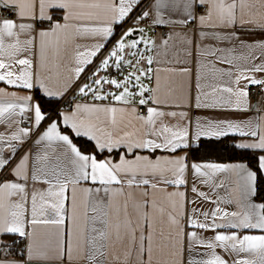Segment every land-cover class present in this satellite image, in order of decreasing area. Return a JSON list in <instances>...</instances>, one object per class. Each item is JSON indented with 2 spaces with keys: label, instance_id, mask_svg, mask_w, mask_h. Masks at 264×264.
Here are the masks:
<instances>
[{
  "label": "snow or ice",
  "instance_id": "obj_1",
  "mask_svg": "<svg viewBox=\"0 0 264 264\" xmlns=\"http://www.w3.org/2000/svg\"><path fill=\"white\" fill-rule=\"evenodd\" d=\"M261 8L0 0V264H113L121 254V264H264V114L251 101L264 96V39H242L264 36ZM142 24L185 31L157 44ZM177 38L184 47L173 50ZM193 62L191 106L241 118L166 110L179 105L160 97V74L191 77ZM128 112L141 128L120 129ZM228 137V162L195 159Z\"/></svg>",
  "mask_w": 264,
  "mask_h": 264
},
{
  "label": "crops",
  "instance_id": "obj_2",
  "mask_svg": "<svg viewBox=\"0 0 264 264\" xmlns=\"http://www.w3.org/2000/svg\"><path fill=\"white\" fill-rule=\"evenodd\" d=\"M257 3H264V0H257ZM261 12H264V8L260 9ZM245 19L248 18V16L246 15L244 17ZM191 27V26H190ZM146 32L149 36H151L157 44H160L161 40L163 38H165L170 32L172 31H176V32H182L185 31V29H181V28H176V29H170L168 27H166V31L165 33H161L159 30H151L150 28H145ZM242 39H246L249 41L252 40H256V39H264V36H261L260 34H257L255 36L252 35H245L242 36ZM170 45H174V49L175 48H182L184 47V45L180 42V40L177 38L174 41H170ZM171 60L172 59V55L171 52L169 53V56L166 58ZM164 67H167L168 65H162ZM190 66L193 67V75L191 77L187 76V75H179V74H172L169 72H162L160 74L161 76V80H160V91H159V95L162 99H165L169 102V104L171 105H179L178 107L173 106V107H169L166 110L167 111H176V112H186L187 113V119L188 120H192L194 121L195 118L200 117H214V118H241L242 115L241 113H235V112H226V111H211V110H205V109H196L195 107L191 106V103L193 101V98L195 96L196 90H195V63L193 62ZM71 65L70 62L67 58H65V60L63 61V65L61 66V68L59 69V72L61 74V77H66L69 73V69H70ZM153 86L154 85H150ZM0 87H4L3 84H0ZM12 89H9V91H11ZM21 95H24L26 93L21 92ZM73 95H75V93H73ZM77 102H83V103H93L91 97L89 96L88 98H81L77 96ZM251 101L253 104H259L260 109L262 114H264V96H259V98L257 99V101H253L251 98ZM103 103L107 104L109 103L108 101H104ZM62 111L64 110L61 109ZM70 110V108H69ZM140 114V113H139ZM145 114V109H144V113L140 114V115H144ZM98 119L100 122H106L109 117L106 114L100 113L98 114ZM167 122L170 124H176L177 121L179 120V116L176 118H171L168 117L166 118ZM117 120L120 122L119 123V127L120 129H123L124 131H133L135 129H139L141 128V124L139 121H137L135 119L134 114L128 112L125 114H117ZM104 126H107L106 124ZM5 131V127L3 125H0V132H4ZM77 137H74V143L78 142L76 141ZM84 138V137H83ZM87 140V138H85ZM92 143V142H91ZM93 145V144H92ZM79 146V144H78ZM84 150V149H82ZM93 149L91 150H86V151H93ZM156 155H163V153H156ZM118 159V157H117ZM191 159V158H190ZM209 161H214V160H209ZM216 162V161H215ZM219 162V161H217ZM228 162V161H227ZM168 191H172V188H168ZM181 190H185V189H181ZM202 190H206L203 189ZM187 192V197L189 200L194 198V194L191 192V178L189 179V184L187 186L186 189ZM165 193L161 192L158 193L157 196L160 199H163ZM136 196L139 199L140 198V194H139V190L136 191ZM194 205L189 204L188 208L193 207ZM204 208H210L211 205L209 204H205L203 205ZM223 231V230H222ZM204 235L206 236H212L213 233L211 232H207L204 233ZM197 251L202 252L204 251L203 249H197ZM116 252L117 253H122V249L117 246L116 248ZM217 252H219L221 255H225L223 253V251L221 249H217ZM187 255V253H186ZM225 259H230L227 255H225ZM123 260V256L121 254V261ZM121 261H114L113 264H121ZM132 264H135V261H132Z\"/></svg>",
  "mask_w": 264,
  "mask_h": 264
},
{
  "label": "trees",
  "instance_id": "obj_3",
  "mask_svg": "<svg viewBox=\"0 0 264 264\" xmlns=\"http://www.w3.org/2000/svg\"><path fill=\"white\" fill-rule=\"evenodd\" d=\"M76 141L78 142L79 145L86 146V147H82V149L84 150H91L94 147L90 141L86 140L83 137H77ZM231 143H232L231 137L224 138L223 144L220 146V148L217 151L213 152L209 156H203V154H201L200 157H197L195 159L203 158L206 160H214L216 162L217 161L227 162L229 160V157L233 156V153L229 150L231 148Z\"/></svg>",
  "mask_w": 264,
  "mask_h": 264
},
{
  "label": "built area",
  "instance_id": "obj_4",
  "mask_svg": "<svg viewBox=\"0 0 264 264\" xmlns=\"http://www.w3.org/2000/svg\"><path fill=\"white\" fill-rule=\"evenodd\" d=\"M149 24H150V22H149ZM141 26H143L145 28H150L151 30H159L161 33H165V31H166V27H155V28H153V27L149 26L148 24H142ZM84 80H85V78L82 76L81 77V82H83ZM252 91L254 93L255 92V89L253 88ZM251 98L255 102V101H257V99L259 98V96H256V95L253 94L251 96ZM69 103L71 104V98H69ZM63 108L64 107L62 106L61 109H63ZM138 110H139V113L140 114H143L144 113V108L143 107L139 108Z\"/></svg>",
  "mask_w": 264,
  "mask_h": 264
},
{
  "label": "rangeland",
  "instance_id": "obj_5",
  "mask_svg": "<svg viewBox=\"0 0 264 264\" xmlns=\"http://www.w3.org/2000/svg\"><path fill=\"white\" fill-rule=\"evenodd\" d=\"M83 82H87L86 80H84Z\"/></svg>",
  "mask_w": 264,
  "mask_h": 264
}]
</instances>
